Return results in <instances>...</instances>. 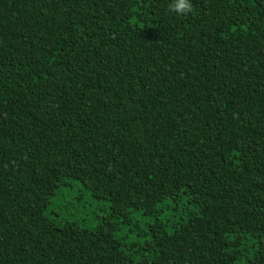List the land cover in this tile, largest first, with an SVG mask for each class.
<instances>
[{
  "label": "trees",
  "instance_id": "obj_1",
  "mask_svg": "<svg viewBox=\"0 0 264 264\" xmlns=\"http://www.w3.org/2000/svg\"><path fill=\"white\" fill-rule=\"evenodd\" d=\"M169 3L0 0V264H264V0ZM66 178L94 231L44 214ZM181 195L122 246L112 216Z\"/></svg>",
  "mask_w": 264,
  "mask_h": 264
},
{
  "label": "rangeland",
  "instance_id": "obj_2",
  "mask_svg": "<svg viewBox=\"0 0 264 264\" xmlns=\"http://www.w3.org/2000/svg\"><path fill=\"white\" fill-rule=\"evenodd\" d=\"M199 212V207L189 202L186 195L177 199H165L157 206L154 214L147 215L142 210H132L127 220L112 216L115 223L114 234L129 252L139 254L144 241L149 237L143 233L159 220L166 224V231L171 232L172 224L185 221L187 213ZM112 213L111 202L107 199H96L79 180L64 179L50 198L44 214L55 224L70 223L82 229L94 231L101 222ZM254 243L246 238L241 248L253 247ZM237 264H244V257Z\"/></svg>",
  "mask_w": 264,
  "mask_h": 264
},
{
  "label": "clouds",
  "instance_id": "obj_3",
  "mask_svg": "<svg viewBox=\"0 0 264 264\" xmlns=\"http://www.w3.org/2000/svg\"><path fill=\"white\" fill-rule=\"evenodd\" d=\"M193 9V5L190 0H171L168 4V11L175 13L177 16H186Z\"/></svg>",
  "mask_w": 264,
  "mask_h": 264
}]
</instances>
